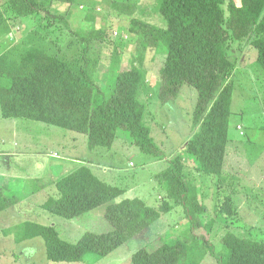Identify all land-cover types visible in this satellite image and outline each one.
Wrapping results in <instances>:
<instances>
[{
	"label": "trees",
	"instance_id": "obj_1",
	"mask_svg": "<svg viewBox=\"0 0 264 264\" xmlns=\"http://www.w3.org/2000/svg\"><path fill=\"white\" fill-rule=\"evenodd\" d=\"M82 0H7L0 3V107L3 117L27 118L88 135L91 149L113 145L119 128L129 132L142 152L158 155L159 148L145 122L146 105L139 99L145 84V61L151 50L166 55L160 69L159 98H177L182 86L189 84L198 92L194 110V133L183 152L176 155L163 173L167 196L150 205L140 197L116 199L124 190L97 177L91 165L80 163L55 181L59 196L49 198L43 207L64 218H75L101 205L113 225L108 232H85L77 242L62 239L54 226L27 223L20 240L41 236L47 257L54 262L82 260L89 252L100 256L150 226L163 213L183 204L193 225L203 224L207 206L196 187L186 179L185 159L195 161L200 174L222 176L229 142L235 64L228 55L233 39L249 41L258 51L264 70V0H161L160 12L166 28L126 15L133 5L116 4L122 19L130 17L129 31L138 38L130 67H122L120 51L112 54L114 79L108 75L104 86L97 78L100 59L94 51L104 39L101 29L74 31L75 39L65 50L58 44L2 46L11 33V18L30 20L43 13L47 26L62 22L69 30L67 15L56 14L58 4ZM125 7L130 8L124 9ZM126 17V18H128ZM37 33L40 36V31ZM172 202H171V201ZM0 188V202L6 204ZM223 214L234 215L232 199L221 205ZM206 241L207 239L202 236ZM205 241V243H206ZM228 249L215 256L217 264H264V240L240 236L231 229L221 239ZM197 243L177 240L172 244L141 248L132 254L133 264H200L202 250ZM208 246L210 243H206ZM213 254V253H212Z\"/></svg>",
	"mask_w": 264,
	"mask_h": 264
},
{
	"label": "rangeland",
	"instance_id": "obj_2",
	"mask_svg": "<svg viewBox=\"0 0 264 264\" xmlns=\"http://www.w3.org/2000/svg\"><path fill=\"white\" fill-rule=\"evenodd\" d=\"M82 1L58 4L53 9L56 14L67 15L71 30L62 22L48 27L43 13L30 20L12 17V31L3 39L2 46L31 45L41 37L40 43L58 44L65 50L67 43L75 39L74 31L101 29L104 39L97 41L94 51L100 59L97 78L104 86L108 75L114 79V70L109 73L114 50L120 51L122 67H130L136 54L138 38L129 31L134 24L128 16L162 28L167 26L160 12L161 0ZM116 4L133 5V10L125 7L130 11L122 19ZM228 55L235 69L231 78L232 114L224 173L200 174L195 169L196 162L190 157L185 159L186 179L196 187L208 208L202 217L203 224L193 225L186 207L178 204L106 256L89 252L80 261L54 262L47 257L43 237L25 241L20 238L28 229L27 223L54 226L62 239L73 243L87 231L102 233L113 229L105 216L106 205L71 219L43 207L49 198L59 196L55 181L82 162L89 163L101 180L124 190L116 201L140 197L157 206L169 199L163 173L194 133L196 88L184 84L176 99L162 102L160 69L166 55L156 50L147 53L145 84L139 99L147 107L145 122L159 148L158 155L142 152L122 128L117 130L110 148L91 149L86 133L27 118H6L0 107V188L6 197V205L0 209V264H133L131 257L137 250L177 240L199 245L197 249L203 253L200 264H217L214 253L222 256L228 252L221 241L228 230L264 240V70L258 63L257 49L249 41L233 39ZM229 197L233 216L220 210Z\"/></svg>",
	"mask_w": 264,
	"mask_h": 264
},
{
	"label": "crops",
	"instance_id": "obj_3",
	"mask_svg": "<svg viewBox=\"0 0 264 264\" xmlns=\"http://www.w3.org/2000/svg\"><path fill=\"white\" fill-rule=\"evenodd\" d=\"M33 238H34V237H33ZM33 238H32V239H33ZM29 239H31V238L24 239V241H25V240H29ZM22 241H23V240H22Z\"/></svg>",
	"mask_w": 264,
	"mask_h": 264
}]
</instances>
